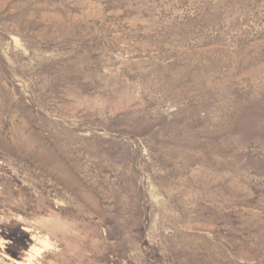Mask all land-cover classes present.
<instances>
[{
    "label": "rangeland",
    "instance_id": "374dc122",
    "mask_svg": "<svg viewBox=\"0 0 264 264\" xmlns=\"http://www.w3.org/2000/svg\"><path fill=\"white\" fill-rule=\"evenodd\" d=\"M0 264H264V0H0Z\"/></svg>",
    "mask_w": 264,
    "mask_h": 264
}]
</instances>
